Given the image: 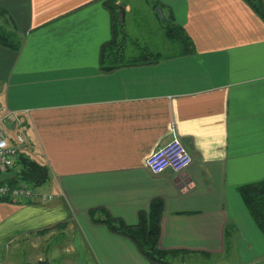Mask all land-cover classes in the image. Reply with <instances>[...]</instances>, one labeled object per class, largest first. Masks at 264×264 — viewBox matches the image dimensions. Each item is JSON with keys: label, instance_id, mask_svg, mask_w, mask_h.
Listing matches in <instances>:
<instances>
[{"label": "crops", "instance_id": "1", "mask_svg": "<svg viewBox=\"0 0 264 264\" xmlns=\"http://www.w3.org/2000/svg\"><path fill=\"white\" fill-rule=\"evenodd\" d=\"M158 1L195 52L103 69L104 0H0L23 34L18 52L0 44V104L23 111L24 153L49 167L41 190L54 195L0 200V264L48 237L73 264H152L102 219L138 225L156 198L159 245L188 251L183 264L222 260L228 240L264 264V234L238 189L264 179V20L245 0ZM174 129L193 162L153 174L147 158Z\"/></svg>", "mask_w": 264, "mask_h": 264}, {"label": "trees", "instance_id": "2", "mask_svg": "<svg viewBox=\"0 0 264 264\" xmlns=\"http://www.w3.org/2000/svg\"><path fill=\"white\" fill-rule=\"evenodd\" d=\"M258 15L264 20V1L263 0H245ZM104 5L112 14L113 35L112 39L106 42L102 47V63H106L103 69H110V62L123 60L126 54V27L121 18L120 5L126 6L127 3L120 0H104ZM162 5L164 10H168L167 21H161V17L156 12V7ZM152 9L160 18L164 27V34L171 44L176 45L173 51L169 54L149 53L143 50L141 57H136L142 60L151 59L152 56L158 58L172 57L176 55H185L195 52V44L193 39L184 29V27L175 22L172 10L165 7L161 2L155 0L152 4ZM171 12V13H170ZM0 44L9 48L14 52H18L23 44V34L19 32L14 21L11 19L7 11L0 7ZM132 58V57H131ZM128 60L131 61L133 59ZM134 59V60H135ZM125 60V59H124ZM123 60V61H124ZM21 168L12 173L14 178L8 181L12 186H17L21 183L42 187L51 178V172L46 164L29 158L26 154L20 155ZM239 192L256 224L264 234V179L243 184L239 188ZM0 200L9 201L7 198ZM164 213V201L161 198L154 199L150 204V209L147 213L141 215L140 223L135 226L127 225L123 220L106 216L102 219L108 226L117 233L131 238L138 245L141 253L152 264H170L178 260L183 264L186 261V255L189 254L186 250H173L161 248V218ZM49 230H43L38 234H46Z\"/></svg>", "mask_w": 264, "mask_h": 264}, {"label": "built area", "instance_id": "3", "mask_svg": "<svg viewBox=\"0 0 264 264\" xmlns=\"http://www.w3.org/2000/svg\"><path fill=\"white\" fill-rule=\"evenodd\" d=\"M25 128L23 111L0 104V174H12L21 168L20 155L24 153L25 146H30V141L24 133ZM146 162L150 171L156 175L167 170L181 173L191 165L193 156L174 129L171 140L154 151ZM0 198L28 203L52 199L54 195L43 192L41 187L26 183L12 186L5 181L0 183Z\"/></svg>", "mask_w": 264, "mask_h": 264}, {"label": "rangeland", "instance_id": "4", "mask_svg": "<svg viewBox=\"0 0 264 264\" xmlns=\"http://www.w3.org/2000/svg\"><path fill=\"white\" fill-rule=\"evenodd\" d=\"M126 2V59H130L132 56L141 57L143 50H147L149 53L157 54H169L173 51L176 45L171 44L164 34V27L162 25V19L153 11L152 4L155 0H120ZM123 6V5H120ZM121 11V9H120ZM165 14H168V10H164ZM174 47H173V46ZM155 56V55H154ZM135 57V58H136ZM25 154V153H22ZM28 156V155H27ZM29 157V156H28ZM31 158V157H29ZM47 186V184L43 185ZM58 234V231L54 232V237ZM31 246H27V252H18L12 254L9 264H38V258L44 256L42 260H46L48 264H73L74 259L71 253L60 252L52 247H57L55 244L51 246L49 243L53 240L52 237L44 239L40 243H35V239H32ZM227 248L228 252L224 255L223 259L216 258H200L190 257L187 260V264H247L243 257L236 252L235 244L228 240ZM24 245V244H23ZM23 245L18 246L23 247ZM49 245V246H48ZM50 247L49 253L44 255L45 247ZM15 251V250H14ZM24 251V250H22ZM21 253V254H20ZM49 256V257H48ZM243 256V255H241ZM242 259V260H241ZM176 264L178 260H173Z\"/></svg>", "mask_w": 264, "mask_h": 264}, {"label": "water", "instance_id": "5", "mask_svg": "<svg viewBox=\"0 0 264 264\" xmlns=\"http://www.w3.org/2000/svg\"><path fill=\"white\" fill-rule=\"evenodd\" d=\"M120 9H121V18H122V21L124 22L125 16H126V8L124 6H120ZM156 12L159 14L162 21L166 22L168 20L165 14V11H164V7L162 5H159L156 7ZM13 178H14V175L10 173H2L0 174V183L12 180ZM38 264H48V262L46 260L41 259L39 260ZM170 264H175V263L170 262Z\"/></svg>", "mask_w": 264, "mask_h": 264}]
</instances>
